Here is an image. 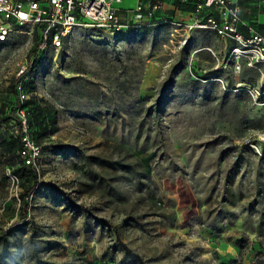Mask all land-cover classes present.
<instances>
[{
  "label": "rangeland",
  "instance_id": "1",
  "mask_svg": "<svg viewBox=\"0 0 264 264\" xmlns=\"http://www.w3.org/2000/svg\"><path fill=\"white\" fill-rule=\"evenodd\" d=\"M39 38L15 26L0 43V109L38 57L24 83L60 126L27 205L0 145V264H134L125 247L146 264H264V75L223 68L210 30L79 27L29 58Z\"/></svg>",
  "mask_w": 264,
  "mask_h": 264
},
{
  "label": "built area",
  "instance_id": "2",
  "mask_svg": "<svg viewBox=\"0 0 264 264\" xmlns=\"http://www.w3.org/2000/svg\"><path fill=\"white\" fill-rule=\"evenodd\" d=\"M124 1L0 0V43L9 39L15 26L26 35L38 29L40 50H60L79 27H94L118 37L129 31L172 24L188 32L210 30L223 39L227 43L223 68L232 67L236 73L254 69L264 75V0H136V5L128 9L120 7ZM178 4L192 5L193 10L186 11ZM157 14L168 18L155 22ZM17 89L21 101L29 98L22 83ZM17 115L19 123L11 125V134L22 137L26 150L21 157L26 164L36 166L41 147L31 137L25 110L18 109ZM8 178L13 187L19 185V178L10 170Z\"/></svg>",
  "mask_w": 264,
  "mask_h": 264
},
{
  "label": "trees",
  "instance_id": "3",
  "mask_svg": "<svg viewBox=\"0 0 264 264\" xmlns=\"http://www.w3.org/2000/svg\"><path fill=\"white\" fill-rule=\"evenodd\" d=\"M178 6L183 7V9L186 11L193 10L192 5L187 4L186 6H182L178 4ZM163 18L168 17H165L162 14H157L154 18V21L160 22ZM149 29L152 28H147L145 30ZM39 46L40 38L38 41V45H36L29 52V58L44 51L40 50ZM40 62L41 59L38 57L36 61H30V65L27 66V69L13 81L11 90L12 94L14 95V106L12 107L10 113H7L4 108L0 109V145L3 147L4 151L7 154L8 164L12 168L10 171L19 178V183H21V186L23 188V191L21 193V202L24 205L28 204L29 197L35 191L36 185L39 182V174L35 165L26 164L24 159L21 157V152L23 150H26V146L22 140V137L16 138L11 134V131L10 134L6 133L2 125H4L6 128H9L14 121L15 123H19L17 110L24 109L28 118L29 132L33 141L37 145L42 146L45 140H48L50 137L56 135L59 132L60 126L58 122V109L54 105L46 101L44 98L34 95L36 91L34 82L29 81L27 83H24L29 73L31 71L34 72L38 68ZM18 83H22L26 93L29 94V98L25 99L24 101H21L20 94L17 89ZM247 86L254 87L249 84H247ZM1 239L4 241V249L2 253H0V260L3 258L8 243L5 235ZM125 248L128 256L132 258L134 264H146L144 259L139 254L133 252L128 247Z\"/></svg>",
  "mask_w": 264,
  "mask_h": 264
}]
</instances>
